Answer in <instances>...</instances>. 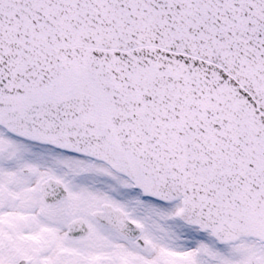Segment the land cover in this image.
Returning a JSON list of instances; mask_svg holds the SVG:
<instances>
[{
    "label": "snow or ice",
    "instance_id": "obj_1",
    "mask_svg": "<svg viewBox=\"0 0 264 264\" xmlns=\"http://www.w3.org/2000/svg\"><path fill=\"white\" fill-rule=\"evenodd\" d=\"M0 264H264V0H0Z\"/></svg>",
    "mask_w": 264,
    "mask_h": 264
}]
</instances>
